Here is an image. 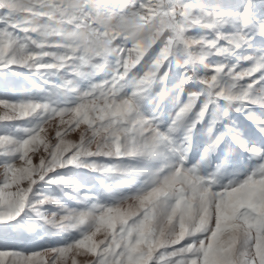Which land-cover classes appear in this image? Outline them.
<instances>
[{
	"label": "snow or ice",
	"instance_id": "6c2138e0",
	"mask_svg": "<svg viewBox=\"0 0 264 264\" xmlns=\"http://www.w3.org/2000/svg\"><path fill=\"white\" fill-rule=\"evenodd\" d=\"M14 68L60 99L0 98V123L35 118L0 132V264H264V139L231 115L264 137V3L0 0Z\"/></svg>",
	"mask_w": 264,
	"mask_h": 264
},
{
	"label": "rangeland",
	"instance_id": "374dc122",
	"mask_svg": "<svg viewBox=\"0 0 264 264\" xmlns=\"http://www.w3.org/2000/svg\"><path fill=\"white\" fill-rule=\"evenodd\" d=\"M195 3L204 5L208 8H212L216 4H223L225 6L231 5L235 2V0H194ZM260 3H264V0H259ZM251 49H248L243 54L247 55L251 52ZM214 59H220L216 57ZM227 63L230 65L238 63L235 56L228 58ZM240 67H247V62H239ZM14 72H19L20 75H15ZM59 78L57 76L40 74L36 73L32 70L26 68H14L13 70H2L0 71V98H10V99H33L37 101H49L51 103H59V95L56 92L55 88L50 84L45 83L47 81H57ZM96 79H100V77H96ZM255 111H260V109L255 108ZM172 111L171 106L165 107L160 116V122L162 126H166L168 114ZM231 115L236 119L237 124L240 125L246 133L252 139H264V137H260L256 132V129L252 125L250 121L244 119L243 114L232 112ZM35 123V118L28 121H18L12 122L8 124L0 123V132H12V130L16 127L17 124L21 125H30ZM222 130L221 128H217L214 130L215 132H219ZM18 135V133H17ZM205 137L201 133H194L193 135V143L194 148L196 149V158L198 159V150L203 147V140ZM194 162V161H193ZM65 174L67 170H61ZM73 178L86 186H92L91 191L96 192L101 190V186L97 180V173L89 172L87 169L78 168L72 171ZM52 188V191L56 195H60L58 191L55 190L53 186H49ZM41 191H45V189H41ZM67 202V201H65ZM50 211H56L55 208H50ZM37 235L43 236L44 230L43 228L37 229ZM49 238L44 236V241L35 240L31 242H21V241H12L9 246H19L21 248H28L33 250H38L39 246L46 242ZM55 239V237H53Z\"/></svg>",
	"mask_w": 264,
	"mask_h": 264
},
{
	"label": "clouds",
	"instance_id": "9594fccd",
	"mask_svg": "<svg viewBox=\"0 0 264 264\" xmlns=\"http://www.w3.org/2000/svg\"><path fill=\"white\" fill-rule=\"evenodd\" d=\"M112 26V25H110ZM129 34L132 36L133 39H144L147 35V31H140L135 28L129 29ZM81 40H85L88 38V33L86 31H82L80 34Z\"/></svg>",
	"mask_w": 264,
	"mask_h": 264
}]
</instances>
